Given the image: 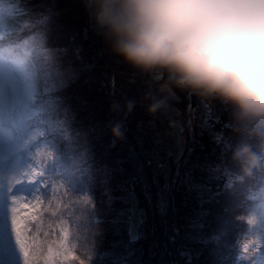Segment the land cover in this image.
I'll return each instance as SVG.
<instances>
[{
    "label": "trees",
    "instance_id": "16d2710c",
    "mask_svg": "<svg viewBox=\"0 0 264 264\" xmlns=\"http://www.w3.org/2000/svg\"><path fill=\"white\" fill-rule=\"evenodd\" d=\"M0 21L3 51L37 69L33 184L57 207L42 215L40 240L65 237L60 264H248L246 245L263 251L253 227L264 131L240 130L230 106L162 70L124 63L91 0H0ZM175 122L184 141L173 153ZM248 154L256 161L244 172ZM132 193L145 210L138 238Z\"/></svg>",
    "mask_w": 264,
    "mask_h": 264
},
{
    "label": "clouds",
    "instance_id": "9594fccd",
    "mask_svg": "<svg viewBox=\"0 0 264 264\" xmlns=\"http://www.w3.org/2000/svg\"><path fill=\"white\" fill-rule=\"evenodd\" d=\"M93 19L124 63L162 70L230 106L240 130L264 131V0H93Z\"/></svg>",
    "mask_w": 264,
    "mask_h": 264
},
{
    "label": "rangeland",
    "instance_id": "374dc122",
    "mask_svg": "<svg viewBox=\"0 0 264 264\" xmlns=\"http://www.w3.org/2000/svg\"><path fill=\"white\" fill-rule=\"evenodd\" d=\"M31 60L21 63L22 60L16 59L15 54L0 55V108L4 111V120L2 119L4 125L0 130V209L7 208L10 194L31 199L34 194L41 196L44 192L43 189L38 188V185H33V182L29 183L30 180L34 181L31 170L37 157L34 151L35 135L33 130L29 129L35 107L33 99L35 90L32 87L34 86L32 81L35 79L37 70ZM50 76L48 73L45 77L50 78ZM168 133L170 138L174 139L170 151L176 153L184 141L181 124L172 123ZM262 199L258 214L254 216L253 227L261 247L264 246V196ZM129 201L132 212L130 234L132 238H138L141 234L140 225L145 210L139 206L134 193L129 196ZM55 207L53 201L48 211L50 213L53 210L50 214L54 218L57 209ZM65 241V237L60 244L57 241L54 242L55 244L48 240L43 241V254L37 257L39 264H45L46 259L52 260L53 264H60L62 255H57V252L63 253ZM49 247H52L51 256L47 251ZM247 257L248 264H264V249L258 253L257 250L251 248L245 254V259ZM19 259H21L20 255L14 253L13 264H21Z\"/></svg>",
    "mask_w": 264,
    "mask_h": 264
},
{
    "label": "snow or ice",
    "instance_id": "6c2138e0",
    "mask_svg": "<svg viewBox=\"0 0 264 264\" xmlns=\"http://www.w3.org/2000/svg\"><path fill=\"white\" fill-rule=\"evenodd\" d=\"M38 173V171H37ZM33 181H29L31 183ZM49 189L51 184L43 183ZM53 194L59 187L52 189ZM66 191V190H65ZM52 200L48 196L34 194L31 199L26 196L10 194L6 209H0V264H13L14 253H18L22 264H39L37 257L43 254V242L40 240V221L42 213L50 211ZM35 226V227H34ZM48 233H45L47 236ZM63 247V245H61ZM52 255V247L47 249ZM247 253V245L245 246ZM68 251L57 255H68ZM45 264H53L45 260ZM80 264H84L81 260Z\"/></svg>",
    "mask_w": 264,
    "mask_h": 264
},
{
    "label": "bare ground",
    "instance_id": "6f19581e",
    "mask_svg": "<svg viewBox=\"0 0 264 264\" xmlns=\"http://www.w3.org/2000/svg\"><path fill=\"white\" fill-rule=\"evenodd\" d=\"M1 98V97H0ZM2 112H1V114H0V119L2 120H4V111L3 110H1ZM3 122V121H2ZM3 125H4V123H3Z\"/></svg>",
    "mask_w": 264,
    "mask_h": 264
},
{
    "label": "water",
    "instance_id": "95a60500",
    "mask_svg": "<svg viewBox=\"0 0 264 264\" xmlns=\"http://www.w3.org/2000/svg\"><path fill=\"white\" fill-rule=\"evenodd\" d=\"M91 2L93 3V0H91ZM147 159V158H146Z\"/></svg>",
    "mask_w": 264,
    "mask_h": 264
}]
</instances>
